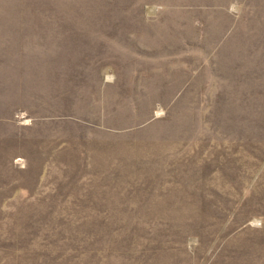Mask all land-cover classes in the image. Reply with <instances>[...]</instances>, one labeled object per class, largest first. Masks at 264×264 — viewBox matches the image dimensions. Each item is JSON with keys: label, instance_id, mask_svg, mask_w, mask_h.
Masks as SVG:
<instances>
[{"label": "rangeland", "instance_id": "rangeland-1", "mask_svg": "<svg viewBox=\"0 0 264 264\" xmlns=\"http://www.w3.org/2000/svg\"><path fill=\"white\" fill-rule=\"evenodd\" d=\"M0 264H264V0H0Z\"/></svg>", "mask_w": 264, "mask_h": 264}]
</instances>
